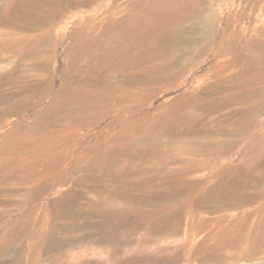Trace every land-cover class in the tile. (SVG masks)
I'll return each mask as SVG.
<instances>
[{
  "label": "rangeland",
  "instance_id": "obj_1",
  "mask_svg": "<svg viewBox=\"0 0 264 264\" xmlns=\"http://www.w3.org/2000/svg\"><path fill=\"white\" fill-rule=\"evenodd\" d=\"M264 0H0V264H264Z\"/></svg>",
  "mask_w": 264,
  "mask_h": 264
},
{
  "label": "bare ground",
  "instance_id": "obj_2",
  "mask_svg": "<svg viewBox=\"0 0 264 264\" xmlns=\"http://www.w3.org/2000/svg\"><path fill=\"white\" fill-rule=\"evenodd\" d=\"M263 230H264V221H263Z\"/></svg>",
  "mask_w": 264,
  "mask_h": 264
}]
</instances>
